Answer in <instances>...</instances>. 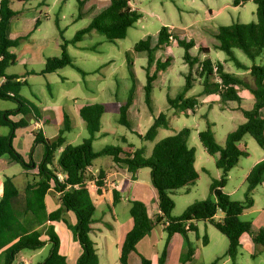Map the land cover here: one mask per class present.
I'll return each mask as SVG.
<instances>
[{"label":"trees","instance_id":"obj_1","mask_svg":"<svg viewBox=\"0 0 264 264\" xmlns=\"http://www.w3.org/2000/svg\"><path fill=\"white\" fill-rule=\"evenodd\" d=\"M12 0H2L0 3V100L11 101L16 104L13 110H0V126L8 127L10 133L0 136V157L9 155L11 159L19 163L24 170L37 168L38 173L25 174L27 181L23 194L16 186L12 178L4 181L3 196L0 198V249L11 244L0 257V264H13L15 256L23 250H39L47 243L42 237H48L51 244L49 257L43 264H67L66 258L59 252L60 239L52 225L43 228L46 223L63 221L74 232L76 241L80 244L82 254L76 264H100L96 243L91 237L92 224L94 223L95 204L91 197V191L87 182L94 179L89 173L90 167L99 156L112 157L115 163L123 164L134 176L140 169L149 168L151 181L157 191V199L160 213L151 219L146 205L137 200L130 201V215L133 219V228L127 233L121 245L120 262L129 264V255L136 251L138 243L148 236L157 225H163L166 232L164 249L159 257L158 264H166L167 249L175 234L183 236L186 244V253L182 263H189L195 255V249L189 241L188 234L197 231L196 224L206 222L222 233L228 240L226 254L231 258L232 264H236L238 251L241 247V237L250 235L255 245L264 248V228L254 233L252 223L241 219L242 214L254 205L253 191L264 182V160L257 163L247 177V190L244 201L233 200L224 192L229 173L238 166L243 158H248L250 153L239 144L246 135H250L264 151V64H256V60L264 53V0H233V6H243L253 2L256 7V20L250 23H232L220 25L216 28H205L214 39L213 47L227 56V61L233 62L238 69L250 70L254 78V86H249L234 74L225 71L221 62H214L210 57V48L200 45L198 56L191 54L196 46L194 40H184L174 37L179 47L184 49V61L189 67L185 84L176 97L167 96L171 109L185 116L196 112L199 104L197 97L186 96L194 87L195 77L203 79V94H219L224 102L241 101L238 86L246 87L254 97V105L251 109L241 110L245 122L227 134L225 144L220 145L208 122L207 128L199 132V140L207 153L215 158V164L222 171L219 179H213L210 185L211 197L197 201L188 206L180 216H173L175 202L172 194L178 190L188 189L194 185L200 175L196 169V150L190 147L188 142L192 129L186 127L174 135L165 137L152 149L151 156H145L144 148H136L121 139L122 146L108 145L100 152H95L93 143L101 130V119L105 113L103 104L85 105L79 110L84 121L88 137L81 144H66L65 134L72 131L69 116L63 113V126L54 139H47L41 132H34V143L43 144L44 154L42 161L37 166L32 157L26 160L14 148L13 141L16 130L30 125V119L41 120V111L33 102L19 94L23 83L17 81L19 76L10 75L7 69L15 66L17 56L13 51L21 41L27 37L12 39L8 35L11 19L16 15L11 7ZM79 3V12L76 19H81L82 14ZM140 19L138 10L134 9L130 0H111L110 4L96 15L84 28L76 32L70 40L63 36L62 53L59 57H49L46 60L42 75L54 73L66 67H72L77 71L85 72L74 62L68 54L67 47L82 42L87 36L98 33L109 42L125 39L128 30ZM172 41L169 28L160 29L156 42L152 36L139 41L133 50L127 52V61L130 68L132 86L125 102L119 103L118 123L132 130L128 111L135 100L136 77L133 71V59L138 53H146L148 62L146 70V84L144 86V100L153 114L152 93L154 82L158 74L170 66L171 59L164 61L155 60L157 51H164ZM235 50H240L253 64L248 68L241 63L235 55ZM201 55L206 57L201 60ZM155 65L152 70L151 66ZM216 69V70H215ZM216 79L217 82H212ZM22 114L23 118L18 122L11 119L12 116ZM169 127V118L166 113H160L154 117L152 126L146 134L139 135L145 141H154L161 128ZM61 151L55 165V156ZM58 174L65 175L60 181ZM60 193V208L47 213L45 198L51 188ZM98 193L102 194L103 177L97 181ZM114 203H118L120 196L114 191ZM66 212H72L76 217L74 226L63 218ZM219 212L223 218H217ZM43 226L42 228H39ZM206 236L203 244L207 245ZM142 264H151V261L141 256ZM219 258L211 263L216 264Z\"/></svg>","mask_w":264,"mask_h":264},{"label":"rangeland","instance_id":"obj_2","mask_svg":"<svg viewBox=\"0 0 264 264\" xmlns=\"http://www.w3.org/2000/svg\"><path fill=\"white\" fill-rule=\"evenodd\" d=\"M130 1L138 8L140 19L128 30V35L125 39L109 42L101 34L94 33L92 38L89 37L85 41H82L81 45L86 48L85 50L78 51L73 47H70L69 51L67 50L68 54L74 55L76 57L75 61L85 69H92L94 68L93 65L96 63L102 64L104 61L112 59L114 63L113 66H105L99 69L94 76L100 77L101 79H103L102 77L107 78L109 76L112 80L117 82L118 89L114 92L117 93L118 100L120 101L127 99L129 86H132L130 68L126 64L127 52L133 50L136 43L146 39L148 36L155 38L154 42H156L159 31L162 27L166 26L169 29L171 28L174 34L181 39L187 41L194 40L197 43V46L196 48H192L191 54L193 56H198L200 55L199 45L213 48L211 43L213 41H211V36L205 28H214L220 25H230L238 22L250 23L256 20L257 7L253 2H248L243 6L234 7L233 0ZM78 5L77 0H68L67 2L58 3L57 7L55 6L50 12L52 18L49 21H43V26L37 35L38 37H35L38 40L40 38L45 39L46 45L33 52H29L25 49L28 39L26 38L21 41L20 45L14 49L17 54V62L15 66L8 68L10 72L18 75L22 74L25 70L26 63L31 65L35 70L40 71V69H44L45 67L43 63L46 57H59L61 55L62 39L54 21L55 16L59 14V19L61 20L60 26L62 29H65L67 26V31L63 34L64 37L71 38L78 29L87 23L86 20L74 21V17H77L79 12ZM59 6L62 7L61 10L59 9ZM9 36L11 38H16L19 34L11 30ZM170 44L171 48L168 51H165L166 48L164 51H157L155 53V60L161 58L164 61L165 59L170 58L171 62L167 69L162 70L158 74V79L154 82V90L152 93L153 117H158L162 112L166 113L170 121V126L168 128H161L154 141H145L138 135V133L133 132L118 123L119 112L113 101H108V104H106L104 100L100 99L99 103L104 104L107 108L101 126L103 129L108 130L109 134L94 141L93 148L95 152H100L108 145L122 146L121 139L124 138L128 144H132L136 148H144L145 156L149 158L153 147L159 141L165 137L176 134L183 128L188 127L192 129L188 144L196 150L197 170L200 177L198 181L188 189L178 190L172 194V198L175 202L173 214L180 216L188 206L197 201H203L210 198L211 182L218 177V173L222 174V171L216 167L215 158L206 152L200 142L199 132L205 130L207 128V123L209 122L212 125V130L215 133L217 142L223 146L227 134L244 121V116L238 107L240 106L249 110L252 108L254 99L251 97L252 93H250L246 87L238 86L237 88L243 93L244 98L242 102H224L219 94H203V79L195 77L196 82L193 85L194 87L188 92L187 96L197 97L199 104L196 112L189 116L178 115V112L172 113L169 108L167 96L176 97L177 94L181 92L189 68L188 65H185L186 62L183 58L184 49L178 46L175 39H172ZM213 51V61L221 62L219 59H222L225 54L214 49ZM77 52L88 54L89 57L85 58L82 55H78ZM144 55L145 54H137L136 59H134V73L137 80L135 108H140L142 112L143 110H146V113L149 114L150 111L144 102V86L146 84V70L144 67L147 65V59ZM235 55L244 65L247 64L251 66L253 64V61H251L240 50H235ZM256 64H264V53L256 60ZM151 69H155L154 64L151 66ZM225 70L229 73L246 71L244 69H238L231 61L225 62ZM64 76L68 77L67 82L62 81L61 78ZM82 79L83 76L79 71L72 67H66L56 73L31 77L28 85L21 86L19 94L36 104L39 108L45 107L49 103L51 104L55 101H61L63 102V111H66L67 114L73 117L70 108L71 102L67 100L66 95L76 93V84L79 80L82 81ZM242 79L249 86H254V78L251 74L250 76H244ZM212 82L217 81L216 79H212ZM87 84L89 88H95L96 86L95 83L93 84L90 80ZM29 85H31L32 89ZM83 93L85 97H90L92 95L86 87H84ZM248 96L250 97L246 98ZM3 104L5 107H16V104L11 101H3ZM72 124L75 126V129L70 133L65 134L66 141L67 143L74 145L81 144L83 139L88 137V132L83 128L80 132L79 124L75 118H72ZM152 124L153 119L149 121V124H145L144 122L140 127H138L137 122H135V129L138 132L146 134ZM0 130L6 132L9 128L0 127ZM241 146L247 149L250 156L241 159L239 165L230 171L227 184L224 188V191L231 193L232 199L237 201L245 200V194L242 191L235 192V190L239 189L246 168L256 160L259 153H262V149L250 135L244 137ZM33 156L35 162H37L39 151L37 150ZM55 157L58 160V152ZM108 162H111V157L103 155L95 159L93 163L95 166L105 167ZM22 170V166L19 163H16L13 171L19 175L20 178L17 179L16 183L17 186L21 187H23L22 185L26 182V176L22 173ZM32 174L33 173L30 174V177ZM22 190L24 191L23 188ZM94 190L96 189L92 188L90 191L95 195ZM253 199L256 205L255 208L262 210L264 208V191L261 186L253 191ZM118 213L122 220L126 217V214L121 210ZM105 215L106 217L111 218V214L107 209H105ZM96 216H98V213ZM63 218L68 224L72 226L75 225L73 214L66 212ZM243 219H247V217L245 216ZM68 230L69 231H65V236L68 237V242L66 243L61 234V227L56 232L59 237L62 238V250L67 258V264H76L81 255V248L74 237L73 230L71 228H68ZM197 233L198 232L195 231L190 234L192 245L195 249V256L188 264H211L218 258L219 260L216 264H232L231 258L226 254L228 240L222 233L206 222H200L199 224L200 238H198V240L196 239ZM204 236H206L208 240L207 245L203 244ZM23 253L27 260H33L34 264L38 263L39 258L34 255L36 254V251L23 250ZM147 253L148 255H152L154 251H149ZM98 254L101 257V264H107L104 256L105 251L100 248V253ZM235 263L264 264V248L255 245L252 242H250V244L245 243L241 245ZM13 264L19 263L16 261L13 262ZM155 264H157V261H155ZM169 264H175V260L171 258Z\"/></svg>","mask_w":264,"mask_h":264},{"label":"crops","instance_id":"obj_3","mask_svg":"<svg viewBox=\"0 0 264 264\" xmlns=\"http://www.w3.org/2000/svg\"><path fill=\"white\" fill-rule=\"evenodd\" d=\"M67 1L68 0H12L11 7L17 13L10 21V25L8 28V35H9L10 31L12 30L15 33L19 34L18 37H22V36L27 37L28 41H27V44L25 45V49L29 52H33L36 49H38L42 46H45L46 45L45 39L40 38L38 40L35 37H38L37 35L40 32L41 27L43 26V21H45V20L49 21L52 18L51 13H50L51 10L54 9L55 6L57 7L58 3L67 2ZM77 1H78V4L80 3V1L82 2V5L80 7L82 17H81V19H76L77 17H74V21L75 22L81 21V20L87 21V23L83 27H81L80 29L86 27L91 22V20L96 15H98L104 8H106L111 2V0H77ZM132 6L134 9L138 10V8L135 5L132 4ZM59 9L61 10L62 7L59 6ZM78 11H79V5H78ZM54 21L57 25V29L59 30V34H60V30H62L63 34H64L67 31V26L65 27V29L61 28V26H60L61 20L59 19V14H57L55 16ZM214 28H216V27H214ZM80 29H78L77 31H79ZM76 32H75V34H76ZM169 32L172 36V39H174V37L176 35L174 34V32L172 31L171 28L169 29ZM74 35L71 38H66V39L70 40L74 37ZM92 36H93V34H91L90 36H87L83 41H85L89 37L92 38ZM18 37H16V38H18ZM16 38H12V39H16ZM153 39L155 40V38H153ZM211 41H213L211 43H212V45H214L215 41L212 37H211ZM81 43L82 42H79L76 45H69L67 47V50L69 51L70 47H73V48L77 49L78 51L85 50L86 48L83 47L81 45ZM196 46H197V43H196ZM196 46H195V48H196ZM205 47L210 48L209 46H205ZM170 48H171V44H169V46L167 47V49L165 51H168ZM213 49L216 51H219V50L215 49L214 47L210 48L209 57L212 60H213L212 55L214 52ZM61 53H62V48H61ZM77 54L82 55L85 58L89 57L88 54H83L80 52H77ZM138 54H141V55L145 54L144 56L146 57L147 62H148V58H147L146 53H138ZM136 55H135L134 59H136V57H137ZM16 56H17V54H16ZM70 56L73 58L74 62L85 72V74L80 72L81 75L83 76V79H82L83 82L79 80L78 83L76 84L77 85V88H76L77 91L74 90L76 93L66 95L67 100L69 102H71L70 108L72 110V114H73L72 116L73 117H71L69 114H67L66 111H63V109H62L63 108L62 107L63 102H61V101H55L51 104L49 103L50 105L48 104L42 108L41 107L39 108L36 105L41 111V114H42L41 120L35 121L34 119H30V125L28 127L18 129V130H16V133H15V138L13 141L14 148L26 160H28V158L31 156L33 161H34V164L37 166L42 161L43 154H44V146H43V144H35L34 143V132H41L44 135V137L47 139L56 138L59 134V131L61 130V128L63 126V113H66L69 116L70 121H71V125H72V131L75 129V126H73V124H72V118H75L79 124V129L81 132L82 128L84 130L86 129L85 123L81 119L80 114H79V110L83 106L91 105V104H97L100 102V99H102V100H104V102L106 104H108V101L109 102L113 101L114 105L117 107L118 112H119V103L120 102L123 103L126 101V100H124V101L118 100L117 93L114 92L116 89H118L117 88L118 87L117 82L112 80L109 76L107 78L102 77L103 79H101L100 77L94 76V74H96L99 71V69H101L105 66H108V67L113 66L114 63H113L112 59H108V60L104 61L102 64H100V63L95 64L94 63L95 64V65H93L94 68L85 69L84 67L80 66L75 61L76 57L74 55H70ZM49 57L50 56L46 57V59L43 63L44 66L46 64V60ZM51 57H56V56H51ZM201 57H202L201 60H203L206 57V55H202ZM134 59H133V71L135 70L134 69V66H135ZM219 60L221 61V63L223 64V66L225 68V62H228L227 56L224 55V57L222 59H219ZM126 64L128 66L127 54H126ZM185 65L187 66V64H185ZM25 66H26L25 70L20 75L10 72L9 69H7L8 70L7 73L10 75L19 76L17 81L23 83V85H28L29 84L28 82L30 81L31 77L36 76V75H42L41 72L43 71V69H40V71H37L33 67H31V65H29L28 63H26ZM245 66H247L248 68L250 67V65H247V64H245ZM60 70H62V69H60ZM56 72H54V73H56ZM230 74H234V75H236L242 79L244 76H247V75L250 76V70L248 69V70L243 71V72L242 71L241 72H238V71L237 72H230ZM46 75H49V74H46ZM61 79H62V81H65V82L68 81V77H66V76H64ZM89 80L92 81L93 84L95 83V85H96L95 88H93V87L89 88L88 87L87 83ZM2 81L3 80H0V83H2ZM29 87L32 89L31 85H29ZM84 87H86V89H88L90 91V93L92 94L90 97L84 96V93H83ZM130 87L131 86H129V90H130ZM136 89H137V87H136ZM249 92L251 93L250 90H249ZM128 95H129V92H128ZM238 95L241 98V101H240V103H241L244 97H243V93L240 92V89H239ZM249 95H251V94H249ZM135 97H136V93H135ZM249 97L250 96H248L246 98H249ZM251 97H253V95H251ZM253 99H254V97H253ZM3 101L4 100H0V110H13L16 108V107H5L3 104ZM144 102H145V100H144ZM254 102L252 104V107L254 105ZM135 105H136V101L134 100V103L132 104V106L130 107V109L128 111V118L132 124V130L131 131L136 132V133H138V135L143 136L145 133L138 132L135 129V122H137V126L140 127L141 125H143L144 122H145V124H149V121L151 119L154 120V117H153V114L151 112L149 114L146 113V110H143V112H142L140 110V108H135ZM145 105H146V103H145ZM169 108H170V106H169ZM106 110H107V108L105 109V112H106ZM170 111H172V113L173 112L176 113V111L174 109H171ZM262 113L264 115V110ZM104 114L102 116V119L104 117ZM178 115H183V114H178ZM22 118H23L22 114H17V115H14L11 117V119L15 122H18ZM102 119H101V124H102ZM244 122H245V118H244L243 123ZM169 126H170V121H169ZM0 127H3V126H0ZM9 133H10V129L6 132L3 130H0V136L1 135H8ZM108 134H109V131L103 129L101 126V130H100L99 134L97 135L96 140L103 137V136H106ZM122 139H124V138H122ZM66 144H71V143H67V141H66ZM239 146L241 148H245V147L241 146V143L239 144ZM37 150L39 151V157H38V161L35 162L33 155L35 154V152ZM62 150H63V147L60 150H58L59 155H60ZM263 160H264V151L262 150V153L258 154V157L256 158V160L249 167L246 168L243 179L240 182L239 189L235 190V192L242 191L245 194L247 187H248L247 177H248L249 173L251 172L252 168L257 163H259L260 161H263ZM16 163L17 162L13 161L9 155H4V156L0 157V198L3 196L4 181L7 177L12 178L13 181L15 182L16 186H17L16 181L20 177H19V175H17L13 171ZM55 165L57 166L56 157H55ZM195 166L197 169V162H195ZM22 173L24 175L25 174H31V173L37 174L38 169L37 168L32 169V170H24L23 169ZM89 173H91L93 175L94 179L95 178L98 179L100 176L103 177L102 194H99L97 189L94 190L95 195L92 192H90L92 200H93V202L95 204V208H96V211L94 214V223L92 224L91 237L94 240V242L96 243L97 253H100V248L103 251H105L104 256H105V262L107 264H121V262H120L121 245H122L127 233L133 228V219L130 215V207H131L130 201L137 200V201L143 202L147 207L148 215L151 219H154L160 213L159 206H158V199H157V191L154 188L152 181H151L150 169L149 168L140 169L139 172L134 176L131 172L128 171V169L125 165L115 163L111 157V162H108V164H106L105 167L104 166L98 167V166H95L93 163L92 167H90V169H89ZM221 175H222L221 173H218V177L216 179H219L221 177ZM26 181H27V178H26ZM22 186L23 187L17 186L18 189L20 190L21 194H23V192H24L22 190V188L23 189L25 188L26 182ZM260 186L264 191V182ZM114 191H116L120 196L118 203H114V195H113ZM224 192L227 193L228 195H230V197L232 196L231 193H228L226 191H224ZM45 202H46L47 213L54 212L60 208L59 196L57 195V192L53 189V186H52L50 192L47 194V196L45 198ZM255 206L256 205L254 203V205L250 209H247L242 214V220L250 221L252 223V228H253L254 233H256L260 229L264 228V208L262 210H260V209L255 208ZM105 209H107L108 212L111 214V218L106 217ZM120 210L124 214H126V217L123 220L120 218L119 213H118ZM69 213L73 214L72 212H69ZM97 213H98V216H96ZM173 216H176V215L173 214ZM223 216H224L223 213L219 212L216 217L219 219H222ZM245 216L247 217V219H243V217H245ZM73 217L75 219V224H76L77 220H76V217L74 214H73ZM199 224L200 223L196 224L197 232H198L196 235L197 240H198V238H200V236H199ZM49 225H52L54 227L55 231L59 230V228L61 227V234L64 237V241H65V243L68 242V239H67L68 237L65 236V233H66L65 231H69V230L63 221L48 222V223H46V225L44 227L40 226V227H38V229L42 228V227L45 228L46 226H49ZM191 233L192 232H190L188 234V238H189V241L192 243L191 235H190ZM57 235H58V233H57ZM58 237H59V235H58ZM42 238L45 241H47V243L41 249L35 250L36 254H34V255H36L39 258V261L37 264H43L45 262V260L49 257V253H50V249H51V244L48 243V237L46 235H43ZM59 239H60L59 252L62 256H64L66 258V256L63 254V250H62V244H63L62 238L59 237ZM165 239H166V232L164 231V226L163 225H157L148 236H146L144 239H142L138 243L136 251L132 252L129 255V260H128L129 264H142L141 256H144L145 258L149 259L151 261V264H155V261H157V264H158L159 257L161 255L163 249H164ZM250 242L253 243L250 235L244 234L241 237V245H243L245 243L250 244ZM11 244L4 247L3 249H0V257L3 255V252ZM79 246H80V244H79ZM80 248H81V246H80ZM186 250H187L186 244H185V240H184L183 236L180 234H175L173 236V238L171 239V242H170L168 249H167L166 264H169L171 258H173V260H175V264H183L182 258L185 255ZM149 251H154V253H152V255H148L147 252H149ZM81 254H82V249H81ZM98 256H99V260H100V264H101V262H102L101 257L99 254H98ZM16 261L19 264H34L33 260H27L25 258L23 251L19 252L15 256L14 262H16ZM66 263H67V258H66ZM185 264H188V263H185Z\"/></svg>","mask_w":264,"mask_h":264},{"label":"built area","instance_id":"obj_4","mask_svg":"<svg viewBox=\"0 0 264 264\" xmlns=\"http://www.w3.org/2000/svg\"><path fill=\"white\" fill-rule=\"evenodd\" d=\"M1 1H2V0H0V3H1ZM215 70H216V69H215ZM2 80H3V81H2V83H3V82H4V79H2ZM2 83H0V84H2ZM58 178H59L60 181H63V180L65 179V175H63V174H58ZM97 181H98V179L95 178L94 180H91V181L87 182V183L89 184V188H90V190H91L92 188H94V189H98ZM57 195L60 196L61 194H60V193H57Z\"/></svg>","mask_w":264,"mask_h":264}]
</instances>
